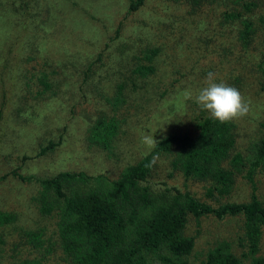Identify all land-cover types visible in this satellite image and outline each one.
<instances>
[{
  "label": "rangeland",
  "instance_id": "rangeland-1",
  "mask_svg": "<svg viewBox=\"0 0 264 264\" xmlns=\"http://www.w3.org/2000/svg\"><path fill=\"white\" fill-rule=\"evenodd\" d=\"M130 1L0 0V210L15 215L0 227L5 240L0 264H17L25 257L69 264L57 245L56 217L42 216L33 200L40 187L36 179L82 171L93 176L89 184L96 186L118 178L167 134L194 133L199 114L209 115L195 102L208 72L216 82L238 89L249 104L248 115L234 121L236 151L248 166L254 159V144L264 134L262 37L258 33L244 46L237 39L240 23L226 22L224 14L240 12L255 24L261 9L248 12L234 0L196 9L183 0H144L127 14ZM27 43L31 47H23ZM152 48L159 49L155 72L139 77L134 62L148 63ZM41 50L45 60H36ZM46 69L71 85L65 99L39 92L35 79ZM122 82L125 102L114 104ZM100 113L120 119L110 149L87 139ZM49 141L57 145L38 154ZM170 160L169 154L156 156L144 184L156 192L176 187L217 205L205 195L208 183L185 179ZM13 170L28 179L16 177ZM253 175L256 193L264 199V173L256 170ZM250 192V183L238 176L232 194L222 200L244 202ZM242 221L241 215H189L184 233L194 238V247L187 263L201 264L207 250L225 239L241 264H250L240 246ZM28 230L42 233L39 246L25 241ZM259 255L264 258V227Z\"/></svg>",
  "mask_w": 264,
  "mask_h": 264
},
{
  "label": "trees",
  "instance_id": "trees-1",
  "mask_svg": "<svg viewBox=\"0 0 264 264\" xmlns=\"http://www.w3.org/2000/svg\"><path fill=\"white\" fill-rule=\"evenodd\" d=\"M183 1L191 9H196L217 0ZM234 2L248 12L261 9L255 24L250 17L236 11L226 12L224 19L230 23L238 20L237 39L244 46L255 40L258 33L261 35L263 51L259 66L264 83V0ZM143 3L144 0H131L126 13L135 11ZM51 17L55 18V15ZM24 46L31 47L28 43ZM158 50L152 48L149 51L146 57L148 63L134 62V73L142 78L154 74L153 59ZM44 53L39 51L35 59L40 56L44 59ZM36 77L34 84L40 87V93L50 91L61 99L69 95L71 85L68 83V87L53 71L46 69ZM84 77H87L86 72ZM125 88L124 82L116 86L114 104L125 102ZM119 122L114 113H100L88 129L89 143L110 149L118 134ZM236 138L234 121L222 124L201 113L197 117L194 133L167 134L136 163L124 167L118 178H106L102 184L93 186L89 184L93 176L82 171L60 172L52 177L36 179L40 187L33 200L42 216L56 217L57 245L69 264H188L186 259L194 247V238L184 233L189 215L196 218L214 215L219 219L241 215L240 246L245 248L243 255L250 259V264H264V258L259 255L264 227V199L258 197L253 177L256 170L264 173V134L254 144V159L249 166L243 154L236 151ZM56 145L49 141L46 146L40 147L38 154H44ZM161 154L171 155L172 169L180 171L185 179L208 183L205 195L214 199L217 205L176 187L156 192L144 184L155 165L156 156ZM12 174L22 180L28 179L17 170H13ZM238 176L245 177L251 185L249 199L223 202V197L232 194ZM14 218V214L0 210V227L11 223ZM25 233V241L28 240L30 245L41 244L40 231L28 230ZM4 243L0 233V258ZM19 261L17 264H44L39 257H25ZM241 263L231 243L225 239L210 247L201 262Z\"/></svg>",
  "mask_w": 264,
  "mask_h": 264
},
{
  "label": "clouds",
  "instance_id": "clouds-1",
  "mask_svg": "<svg viewBox=\"0 0 264 264\" xmlns=\"http://www.w3.org/2000/svg\"><path fill=\"white\" fill-rule=\"evenodd\" d=\"M188 95L191 98V93ZM195 102L202 110L207 111L211 119L222 124L241 119L250 111V106L240 91L226 83L216 82L213 72L207 73L205 86L196 95ZM145 142L151 144L147 138Z\"/></svg>",
  "mask_w": 264,
  "mask_h": 264
}]
</instances>
